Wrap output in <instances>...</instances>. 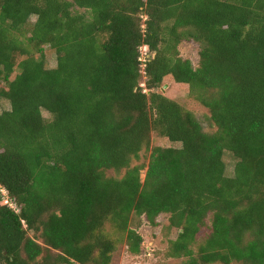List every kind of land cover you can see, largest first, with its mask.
<instances>
[{
    "label": "trees",
    "instance_id": "16d2710c",
    "mask_svg": "<svg viewBox=\"0 0 264 264\" xmlns=\"http://www.w3.org/2000/svg\"><path fill=\"white\" fill-rule=\"evenodd\" d=\"M183 41L199 43L198 67ZM167 76L216 132L160 90ZM3 99L0 186L20 212L0 192V264H112L107 223L140 254L133 213L170 214L184 264H264V0H0ZM154 132L173 145L152 151L142 181L131 161Z\"/></svg>",
    "mask_w": 264,
    "mask_h": 264
},
{
    "label": "rangeland",
    "instance_id": "374dc122",
    "mask_svg": "<svg viewBox=\"0 0 264 264\" xmlns=\"http://www.w3.org/2000/svg\"><path fill=\"white\" fill-rule=\"evenodd\" d=\"M36 19V17H33L30 24H34ZM142 23H144V21H142ZM178 48L183 58L190 59L195 67L199 66V43L195 41H183ZM141 52H148V54H152L153 56L156 54L153 51H148L145 46L141 48ZM45 63L48 68H54L58 63L56 50L50 46L45 48ZM18 73L19 71L17 70L12 75L11 79H14ZM146 80L147 77L143 74L141 78V86L143 88L146 87ZM160 90L163 91L167 96L182 104L187 109L193 111L202 123L206 132L214 133L217 131V127L213 125L211 121L210 110L191 96L188 85L177 83L172 76H167ZM10 109L11 104L9 100L3 99L0 104V113ZM43 113L46 118L51 117L48 111L44 110ZM172 145L173 143L168 138L162 137L156 132L153 133L150 147L143 149L139 153V156L134 157L131 161V167L140 166L142 168L140 175L142 181H144L146 178L152 151L156 147H169ZM225 160L228 165V171L231 174L235 163L232 155L228 153L225 156ZM127 170V168L121 170L108 169L104 171V173L108 177L120 179L125 176ZM130 228L136 230L144 238L142 252L140 254H133L130 252L126 243L125 235L114 229L110 223H107L104 232L118 240V249L114 254L112 264H184L186 259L185 257H175L171 253L172 242L177 240L179 236V228L172 227L170 225V214L159 215L157 218V224L153 225L149 222L146 216H138L136 213H133L130 221ZM209 232L210 228L208 226L202 228L199 236L197 237V242L193 246L196 251L198 250L199 244L204 242L205 237ZM211 264L224 263L214 262ZM231 264H239V262L235 261Z\"/></svg>",
    "mask_w": 264,
    "mask_h": 264
},
{
    "label": "built area",
    "instance_id": "2783aa9c",
    "mask_svg": "<svg viewBox=\"0 0 264 264\" xmlns=\"http://www.w3.org/2000/svg\"><path fill=\"white\" fill-rule=\"evenodd\" d=\"M147 48V47H146ZM148 49V48H147ZM150 54L148 52L143 53V56L141 57L142 61H146ZM143 67H145V64H143ZM0 192L3 195L4 203L7 204L9 207L14 209L16 212H20V207L17 205V203L9 196L8 191L6 188L0 186Z\"/></svg>",
    "mask_w": 264,
    "mask_h": 264
}]
</instances>
